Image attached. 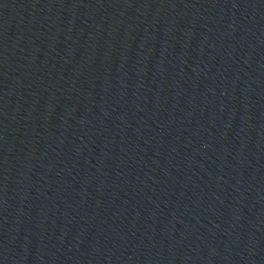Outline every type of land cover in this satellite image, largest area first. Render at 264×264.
<instances>
[{
	"label": "water",
	"instance_id": "95a60500",
	"mask_svg": "<svg viewBox=\"0 0 264 264\" xmlns=\"http://www.w3.org/2000/svg\"><path fill=\"white\" fill-rule=\"evenodd\" d=\"M264 101V0H0V264H155Z\"/></svg>",
	"mask_w": 264,
	"mask_h": 264
}]
</instances>
